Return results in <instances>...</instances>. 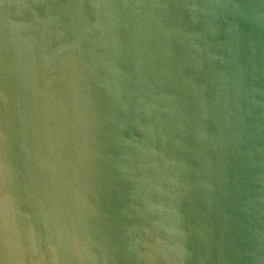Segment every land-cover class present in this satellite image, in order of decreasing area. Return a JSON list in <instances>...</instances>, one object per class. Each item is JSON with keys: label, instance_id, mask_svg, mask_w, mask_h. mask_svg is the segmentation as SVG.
Wrapping results in <instances>:
<instances>
[{"label": "water", "instance_id": "obj_1", "mask_svg": "<svg viewBox=\"0 0 264 264\" xmlns=\"http://www.w3.org/2000/svg\"><path fill=\"white\" fill-rule=\"evenodd\" d=\"M0 264H264V0H0Z\"/></svg>", "mask_w": 264, "mask_h": 264}]
</instances>
